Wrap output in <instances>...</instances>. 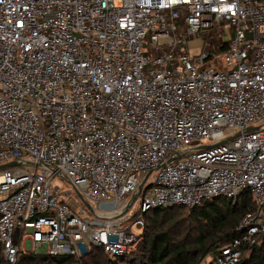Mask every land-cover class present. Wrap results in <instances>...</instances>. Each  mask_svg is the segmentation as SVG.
Listing matches in <instances>:
<instances>
[{"label": "built area", "instance_id": "built-area-1", "mask_svg": "<svg viewBox=\"0 0 264 264\" xmlns=\"http://www.w3.org/2000/svg\"><path fill=\"white\" fill-rule=\"evenodd\" d=\"M262 125L264 0H0L1 264L128 256L149 209L249 190L202 262L237 264L264 236Z\"/></svg>", "mask_w": 264, "mask_h": 264}, {"label": "trees", "instance_id": "trees-1", "mask_svg": "<svg viewBox=\"0 0 264 264\" xmlns=\"http://www.w3.org/2000/svg\"><path fill=\"white\" fill-rule=\"evenodd\" d=\"M227 47L225 42L222 52ZM254 207L249 190L241 191L235 203L216 196L192 207H155L143 214V233L131 255L110 259L98 246L78 258L20 250L15 264H202L209 252L237 236L242 217ZM14 242L20 245V233H16ZM3 262L0 243V264ZM237 264H264V236Z\"/></svg>", "mask_w": 264, "mask_h": 264}, {"label": "rangeland", "instance_id": "rangeland-1", "mask_svg": "<svg viewBox=\"0 0 264 264\" xmlns=\"http://www.w3.org/2000/svg\"><path fill=\"white\" fill-rule=\"evenodd\" d=\"M224 27H225V30H226L225 39L228 40V39H229L230 27H229L228 25H225ZM194 41H195V43H193V44H194V47H193V46H190V48H189L190 53H195V52L198 51V49H196L195 46L198 45V42L200 43V39H196V40H194ZM193 44H191V45H193ZM220 54H221V53H220ZM262 127H264V125H262ZM51 185H52V186L58 185L62 190H69V189H72L71 186H70V184H69L67 181L63 180L60 176H56V177H54V178L52 179V181H51ZM72 196L74 197V199H75L77 202H80V198L78 197L77 194H75V193L73 192ZM138 233H139V232H138ZM142 233H143V229H142V231L140 232V234H142ZM140 234H139V235H140ZM137 245H138V243L136 244L135 249L133 250V252H132L131 254L135 253L136 248H137ZM20 246H21L22 249L26 250L27 252H31L30 247H28L26 244L21 243ZM131 254H130V255H131ZM204 261H206V260H205V259H202L201 262H204Z\"/></svg>", "mask_w": 264, "mask_h": 264}, {"label": "water", "instance_id": "water-1", "mask_svg": "<svg viewBox=\"0 0 264 264\" xmlns=\"http://www.w3.org/2000/svg\"><path fill=\"white\" fill-rule=\"evenodd\" d=\"M257 128H258L257 126H253V127H249V128H247V130H254V129H257ZM232 138H233V137H228V138L225 139L224 141H228V140H230V139H232ZM14 164H15L14 162H8V163L0 164V169H1V168H5V167H9V166L14 165ZM75 191H76L77 195H78L79 197H81V194L79 193V191H78L77 189H75ZM136 196H137V193L131 197V200H130V202L127 204V206L125 207L124 211L127 210V208H128V207L131 205V203L135 200ZM86 206L89 208V205H88V204H86Z\"/></svg>", "mask_w": 264, "mask_h": 264}]
</instances>
